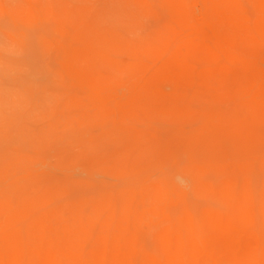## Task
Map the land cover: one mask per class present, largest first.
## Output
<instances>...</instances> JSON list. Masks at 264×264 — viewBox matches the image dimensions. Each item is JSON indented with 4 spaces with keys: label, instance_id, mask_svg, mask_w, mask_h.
Returning <instances> with one entry per match:
<instances>
[{
    "label": "bare ground",
    "instance_id": "6f19581e",
    "mask_svg": "<svg viewBox=\"0 0 264 264\" xmlns=\"http://www.w3.org/2000/svg\"><path fill=\"white\" fill-rule=\"evenodd\" d=\"M112 1L142 18L140 39L52 12L60 126L83 128L78 108L93 115L100 133L74 136L101 150L53 164L42 142L37 171L0 183V264H264V188L251 186L264 171V0H249L255 17L246 0ZM72 167L87 176L54 171Z\"/></svg>",
    "mask_w": 264,
    "mask_h": 264
},
{
    "label": "rangeland",
    "instance_id": "374dc122",
    "mask_svg": "<svg viewBox=\"0 0 264 264\" xmlns=\"http://www.w3.org/2000/svg\"><path fill=\"white\" fill-rule=\"evenodd\" d=\"M156 9L161 8V0H153ZM246 5L252 15L256 16L255 8L246 0ZM59 8L71 17H85L96 25L106 36H119L140 39L141 17L134 11L112 0H0V183H8L24 179L29 170L37 171L35 159L45 155L41 144L49 143L54 150L50 160L56 164L57 155L74 157L76 154H89L97 157L98 141L79 146L75 136L82 139L86 127L91 134L98 135L100 128L93 115L82 117L80 108L74 112V117L84 123L83 128L77 125L64 128L60 126L70 119L66 107L64 115L59 112L66 102V88L52 83V77L59 78V55L65 52L58 42L64 37L56 31V21L52 12ZM165 18L169 19L167 13ZM147 19V18H146ZM150 23V22H149ZM66 42L69 39L65 37ZM53 43L48 50V43ZM126 59V57H124ZM119 76V73H116ZM64 79L68 80L67 76ZM207 104L206 101L202 102ZM143 114V113H142ZM140 115L147 123L145 116ZM141 121V120H140ZM156 125L169 126L168 122L156 120ZM198 124H195L197 126ZM193 126L190 125L189 128ZM89 136V135H88ZM101 150V149H100ZM152 158H156L154 155ZM159 160L151 164L156 167ZM154 169L157 177H164L160 170ZM58 177L65 178L74 174L77 180L82 175L79 169L72 167L69 171L56 168ZM8 173V174H7ZM167 173V171L165 172ZM168 174V173H167ZM82 176V177H81ZM92 179L107 183L123 182L122 178L108 174H94ZM74 179L67 180L72 183ZM9 179V180H8ZM66 181V183H67ZM103 183V182H102ZM251 186L256 197L264 188V171L259 165L254 173ZM57 186L54 189H57ZM75 197L71 193V198ZM190 202L196 206L208 203L203 197L190 194ZM148 245L153 249L152 239Z\"/></svg>",
    "mask_w": 264,
    "mask_h": 264
}]
</instances>
